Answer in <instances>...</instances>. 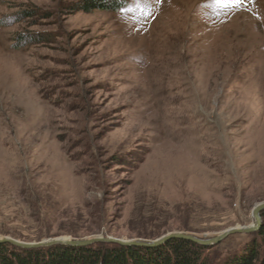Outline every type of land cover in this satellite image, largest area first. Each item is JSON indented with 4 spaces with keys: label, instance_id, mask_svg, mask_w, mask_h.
<instances>
[{
    "label": "rangeland",
    "instance_id": "rangeland-1",
    "mask_svg": "<svg viewBox=\"0 0 264 264\" xmlns=\"http://www.w3.org/2000/svg\"><path fill=\"white\" fill-rule=\"evenodd\" d=\"M87 1L0 0V239L210 240L253 226L264 0ZM257 232L205 256L236 262Z\"/></svg>",
    "mask_w": 264,
    "mask_h": 264
},
{
    "label": "trees",
    "instance_id": "trees-1",
    "mask_svg": "<svg viewBox=\"0 0 264 264\" xmlns=\"http://www.w3.org/2000/svg\"><path fill=\"white\" fill-rule=\"evenodd\" d=\"M108 3L112 4L113 10L121 8L117 0H89L83 8H103ZM257 233L259 242L254 240L243 256L229 264H264L261 258L264 250V225ZM210 248L182 239H172L159 248L97 244L90 247L55 246L49 249L22 250L10 244H1L0 264H212L205 256Z\"/></svg>",
    "mask_w": 264,
    "mask_h": 264
},
{
    "label": "water",
    "instance_id": "water-1",
    "mask_svg": "<svg viewBox=\"0 0 264 264\" xmlns=\"http://www.w3.org/2000/svg\"><path fill=\"white\" fill-rule=\"evenodd\" d=\"M262 210H264V203L259 204L253 211V217L256 222L254 227L230 229L210 240H202L195 236L186 235L182 233H172V234L166 235L155 241H147V240H140V239L124 241V240L99 237V238H89V239H84V240L56 239V240H51V241H45L42 243L26 244V243L18 242L13 239L2 238L0 239V245L10 244L14 247L25 249V250L47 248V247H52L56 245H65V246H73V247H90V246H94L100 243H114V244H118L121 246H157V245L164 244L172 239H182V240H187L193 243H197L199 245L212 246V245H215L223 241L228 236L233 235V234H244V233L250 234V233L257 232L260 229L261 224H262L261 217H260V213Z\"/></svg>",
    "mask_w": 264,
    "mask_h": 264
},
{
    "label": "snow or ice",
    "instance_id": "snow-or-ice-1",
    "mask_svg": "<svg viewBox=\"0 0 264 264\" xmlns=\"http://www.w3.org/2000/svg\"><path fill=\"white\" fill-rule=\"evenodd\" d=\"M245 0H215V4L221 8L227 10L229 7H238L240 6ZM147 15H151L150 11L146 12Z\"/></svg>",
    "mask_w": 264,
    "mask_h": 264
},
{
    "label": "bare ground",
    "instance_id": "bare-ground-1",
    "mask_svg": "<svg viewBox=\"0 0 264 264\" xmlns=\"http://www.w3.org/2000/svg\"><path fill=\"white\" fill-rule=\"evenodd\" d=\"M255 224H256V222H255ZM255 224H254L253 226H250V227H246V228H251V227H254V226H255Z\"/></svg>",
    "mask_w": 264,
    "mask_h": 264
}]
</instances>
